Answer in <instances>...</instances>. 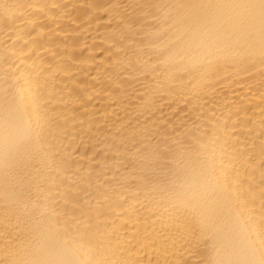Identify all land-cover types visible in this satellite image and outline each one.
<instances>
[{
    "label": "bare ground",
    "instance_id": "obj_1",
    "mask_svg": "<svg viewBox=\"0 0 264 264\" xmlns=\"http://www.w3.org/2000/svg\"><path fill=\"white\" fill-rule=\"evenodd\" d=\"M0 264H264V0H0Z\"/></svg>",
    "mask_w": 264,
    "mask_h": 264
}]
</instances>
